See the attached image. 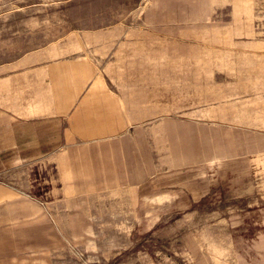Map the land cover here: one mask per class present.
<instances>
[{"label": "rangeland", "instance_id": "obj_1", "mask_svg": "<svg viewBox=\"0 0 264 264\" xmlns=\"http://www.w3.org/2000/svg\"><path fill=\"white\" fill-rule=\"evenodd\" d=\"M64 88L74 129L0 170V264H264V0H0V136Z\"/></svg>", "mask_w": 264, "mask_h": 264}, {"label": "crops", "instance_id": "obj_2", "mask_svg": "<svg viewBox=\"0 0 264 264\" xmlns=\"http://www.w3.org/2000/svg\"><path fill=\"white\" fill-rule=\"evenodd\" d=\"M46 81V80H45ZM86 81H80L77 83L78 91L81 89L82 85ZM29 83V82H28ZM51 84V81L49 82ZM53 84V83H52ZM64 91L66 92V88H64ZM61 95H57L58 97H54L53 99L57 102L60 101L58 105L60 108L63 109V112L58 115L54 116H35L32 114H23L21 111L15 113L11 111L3 112V121L1 123L2 127V135L0 136V170H3L5 168L4 162L8 157L7 155H10V152L16 151L17 152V158H20V151L25 149L26 142L29 141V136H33V139L36 140V135L43 133L46 135V140L48 141L47 144H44L43 146L40 144L35 147H44V148H54L56 144L55 141L57 140L56 132L59 131V126L66 127L72 124V127L74 129V121L75 118L72 117V120L66 121L64 119L65 110L70 107V104H66L67 100L69 99L66 96L72 95V93H61ZM47 97L49 98V94H47ZM60 97V98H59ZM51 98V97H50ZM72 98V97H71ZM65 103V104H64ZM93 129L91 131L96 132V127L98 126V116L94 114L93 116ZM95 128V129H94Z\"/></svg>", "mask_w": 264, "mask_h": 264}]
</instances>
